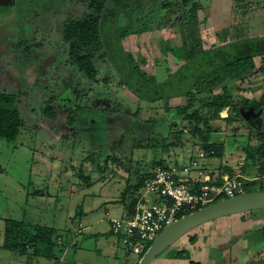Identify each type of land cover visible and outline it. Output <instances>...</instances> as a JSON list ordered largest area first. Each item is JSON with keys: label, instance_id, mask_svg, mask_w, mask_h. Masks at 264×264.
<instances>
[{"label": "rangeland", "instance_id": "1", "mask_svg": "<svg viewBox=\"0 0 264 264\" xmlns=\"http://www.w3.org/2000/svg\"><path fill=\"white\" fill-rule=\"evenodd\" d=\"M257 1L242 4L232 19L230 0H200L197 26L165 24V18L155 19L149 14L152 6L146 2L142 10L150 16L148 30L138 36H127L122 45L132 49L136 58H145L142 68L153 71L161 81L181 65L170 52L162 53L165 41L170 46L195 45L200 41L207 48L233 37L264 35V0ZM85 9L80 0H0V91L18 96L17 108L24 121L14 140L0 139V223L11 218L58 229L67 247L58 264H136L141 255L126 251L108 232L110 217L126 213L120 200L130 173L135 171L131 167L136 164L148 169L153 159L160 157L168 164L184 162L202 146L189 128L183 129L182 146L158 148L156 152L133 146L134 135L128 134L131 131L128 127L138 107L142 110L141 120L178 121L175 106L184 104V98L147 103L120 84V74L107 60L96 62L98 73L94 80L68 64L62 26L68 18L81 17ZM244 9L248 11L243 12ZM119 20L120 25L124 24L122 17ZM28 48L27 53L22 52ZM255 64L262 65L259 57L255 58ZM229 88L236 99L259 98L264 93V74L254 70L243 83ZM166 103L170 106L168 111ZM46 108L52 109L54 117L43 113ZM238 111V117L226 121L229 110L225 108L219 114L222 119L211 123L219 130L210 133V142L223 143L224 153L222 157L210 158L206 170L217 175L228 166L235 174L256 179L262 169L248 151L252 152L251 148L258 143L257 131L264 130V108L255 111L253 106H239ZM154 131L153 139L166 136L162 128ZM135 137L151 139L146 128ZM120 138L123 141L112 147ZM106 155L110 158L106 159ZM255 187L260 189L261 184ZM244 214L250 217L249 212ZM253 216L252 221L261 219L264 209ZM215 222H206L183 235L154 262L188 264L187 259L171 258L172 252L186 249L190 260H194L192 250L188 249L189 236L201 230L199 227L207 229ZM80 223L83 229H78ZM73 235L78 236L75 245L70 246L68 238ZM261 235L255 234L259 239ZM261 243L251 251L256 253L257 248H264ZM18 257L22 259L20 263ZM232 263L231 256L221 254L210 264ZM0 264H53V261L38 257L27 262V256L0 249Z\"/></svg>", "mask_w": 264, "mask_h": 264}, {"label": "trees", "instance_id": "2", "mask_svg": "<svg viewBox=\"0 0 264 264\" xmlns=\"http://www.w3.org/2000/svg\"><path fill=\"white\" fill-rule=\"evenodd\" d=\"M80 1L86 8L83 15L79 18H68L62 26L64 43L68 47V64L75 66L88 79L94 80L98 73L96 62L107 60L120 74V84L125 85L132 94L147 103L168 101L173 97L184 98V104L175 106L176 116H179L181 121L179 119L176 121V118L163 119L161 123L153 119L141 120L142 110L138 107L130 117L131 123L128 129L131 131L127 132L130 136L133 133L135 148H152L156 152L158 148L165 150L169 146H182L183 129L189 128L193 132L192 135L198 139V144L208 152L207 159L222 157L224 144L210 142V133L219 130L211 123L216 119H222L220 112L227 108L229 115L225 120L230 121L234 116H239V106H253L255 111L264 108V93L258 99L246 97L236 99L229 88L230 85L243 83L254 70L264 74V35L233 37L224 40L225 42L220 45L207 48L200 41H196L195 45L182 44L179 46H170L169 42L165 41L162 43V53L166 55L170 52L173 59L178 61L176 63L181 62V65L159 81L153 71H146L142 68L141 63L146 64V59L136 58L132 49H127L122 45V39L127 36H138L148 30L147 22L150 16L142 10L146 2L152 6L149 14L154 15L155 19L165 18V24L172 22L187 25L191 23L197 26L199 23L198 10L201 8L200 0ZM230 2L232 19H235L238 8L242 4L253 3V0H230ZM247 11L243 10V12ZM121 17L125 21L122 25L119 24ZM170 18L172 20H169ZM24 49L22 52L26 51V53L30 50V48ZM256 57L261 60L260 67H256ZM215 89H219L220 92L215 93ZM236 90L242 91L240 87H236ZM201 94L206 95L201 98L197 96ZM18 102L19 98L16 94L0 91V139L14 140L24 126L23 118L17 108ZM169 109L170 106L166 103L165 110ZM43 113L50 117L55 115L50 108L43 109ZM180 122L186 123L181 127ZM145 128L148 129L151 139L144 137L147 140H143L135 137L138 133H143ZM157 128H162L166 136L163 134L153 139L151 134L156 133L154 130ZM256 135L258 143L251 148L252 152L249 150L248 153L259 162L262 171L258 172L256 179L243 178L245 192L264 190L262 186L264 130H258ZM166 139L170 142L165 144ZM122 141L123 138H120L113 143L112 147ZM109 158L110 155H106V159ZM112 159L116 160V156H112ZM157 165L169 164L160 157L154 158L148 169L136 164L131 167L135 171L130 173L129 184L120 200L126 210L123 216L132 214L138 193L149 179L152 168ZM210 172V176L216 177L217 180H220V176L223 175L221 172H227L230 176L235 175L228 166L219 170L217 175ZM130 178L134 180L133 183ZM258 184H261L260 189L255 187ZM1 222L0 249L23 257L27 256V262L38 257H45L57 264L60 262V255L66 244L65 242L57 243L59 237L62 239L63 236L59 231L57 232L58 229L11 218L3 219ZM196 240L197 235L189 236L191 244ZM171 258L187 259L188 264H200L190 260V254L186 249L174 250Z\"/></svg>", "mask_w": 264, "mask_h": 264}, {"label": "built area", "instance_id": "3", "mask_svg": "<svg viewBox=\"0 0 264 264\" xmlns=\"http://www.w3.org/2000/svg\"><path fill=\"white\" fill-rule=\"evenodd\" d=\"M207 158L208 152L201 147L184 162L155 166L135 199L132 214L110 217L109 230L126 251L142 255L166 225L218 197L245 192V177L240 174L212 178L206 170ZM61 242L60 237L57 243Z\"/></svg>", "mask_w": 264, "mask_h": 264}, {"label": "crops", "instance_id": "4", "mask_svg": "<svg viewBox=\"0 0 264 264\" xmlns=\"http://www.w3.org/2000/svg\"><path fill=\"white\" fill-rule=\"evenodd\" d=\"M206 160V165H208L210 159ZM263 178L264 175L262 176V179ZM248 179H251V177H248ZM254 212H258V210L249 212L251 218L255 217L253 216ZM241 214L226 216L222 219H215L213 220V222L216 221L214 223L215 225L212 223L207 229L199 227L201 230L197 229V231L193 232V234L197 235V240L195 243L190 244L188 249L192 250L191 254L194 257V261H198L201 264H210L221 254H226L227 257L231 256L233 260L232 264H247L253 259H264V248H257L256 253L251 251L252 249H255L256 246L260 245L259 243L262 242L261 245L264 244V217L252 221L250 217H246L245 214L243 216V213ZM0 225H2V222ZM80 227L81 226H79L78 229H80ZM83 227L84 225L82 224V228ZM108 232L110 233V230ZM252 232L255 234H262L260 236L262 239H259L258 236L256 237ZM77 236L73 235L68 238L70 240V246L75 245ZM64 249H67L66 245ZM17 260L19 263L22 261L20 257H18ZM167 261L172 262V260ZM153 263L159 264L154 261Z\"/></svg>", "mask_w": 264, "mask_h": 264}, {"label": "water", "instance_id": "5", "mask_svg": "<svg viewBox=\"0 0 264 264\" xmlns=\"http://www.w3.org/2000/svg\"><path fill=\"white\" fill-rule=\"evenodd\" d=\"M259 209H264V190L226 197L192 211L166 225L141 255L137 264H151L159 254L199 225L221 217ZM249 264H264V260H255Z\"/></svg>", "mask_w": 264, "mask_h": 264}, {"label": "flooded vegetation", "instance_id": "6", "mask_svg": "<svg viewBox=\"0 0 264 264\" xmlns=\"http://www.w3.org/2000/svg\"><path fill=\"white\" fill-rule=\"evenodd\" d=\"M8 38H10V37H8ZM7 38V39H8ZM7 39H4V40H7ZM256 259H253L252 261H255ZM257 260H264V259H257ZM252 261H250V262H252ZM198 262V261H197ZM250 262H248L247 264H249ZM201 264V263H200Z\"/></svg>", "mask_w": 264, "mask_h": 264}, {"label": "clouds", "instance_id": "7", "mask_svg": "<svg viewBox=\"0 0 264 264\" xmlns=\"http://www.w3.org/2000/svg\"><path fill=\"white\" fill-rule=\"evenodd\" d=\"M226 198V197H225Z\"/></svg>", "mask_w": 264, "mask_h": 264}]
</instances>
